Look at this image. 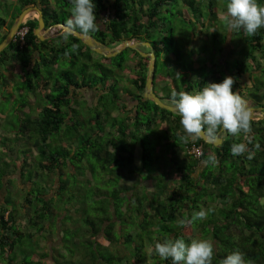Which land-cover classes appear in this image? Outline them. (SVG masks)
Segmentation results:
<instances>
[{
  "label": "trees",
  "instance_id": "1",
  "mask_svg": "<svg viewBox=\"0 0 264 264\" xmlns=\"http://www.w3.org/2000/svg\"><path fill=\"white\" fill-rule=\"evenodd\" d=\"M170 1L93 0L97 21L101 18L107 21L103 30L89 35L110 47L123 39L148 41L150 48L140 44L143 48L139 45V49L151 50L154 54L152 88L156 83L160 87L159 93L153 89L154 92L171 98L173 87L180 84L176 73L180 68L184 72L187 68L182 66L183 63H177L178 54L172 55L158 36L164 23V5ZM174 1H180L192 11L198 8L193 6L194 0ZM14 3H18V10L9 22L0 15V40L12 19L29 5L40 9L44 27L58 22L66 24L71 17V0H15ZM214 3L215 0L206 1L208 19L203 18L198 9L193 11V16L183 13L186 20L193 19L187 36L192 40L208 36L212 49L220 52L218 61H204L211 68L212 82L233 76L236 78L234 90L264 107V96L253 93L264 86V78L254 76L262 72L264 77V64L257 60L264 56V28L252 37H246L242 32V38L233 39L234 33L238 32L229 33L221 19H216ZM260 3L264 4V0ZM53 5L59 8L63 15L61 19L56 18ZM223 8L226 11V4ZM36 25L35 17L26 18L18 25V28L26 26L22 35L19 37L14 33V38L0 50V264H41L36 254L54 259L52 253L47 256V247L55 248L54 244L45 242L41 250L35 248L40 239H49L55 230L52 234L56 235L57 243L64 242L68 238L63 236L61 241L59 232H65L68 225L74 227L69 237L82 243L79 245L82 246L80 261L85 264H143V261L145 264H172L170 259L161 260L151 253L155 243L165 238H183L186 242L193 238L212 240L216 247L213 264H221L235 250L243 252L251 264H264V119H252L253 143L249 145L254 152L252 159L247 154H231V145L240 141L227 133L222 134L218 145L201 138L184 140L181 137L186 134L180 117L142 95L147 56L125 46L112 55L115 59L109 66L101 61L92 62L100 75L94 76L95 83L84 82L83 76L77 79L76 75H71L70 68L78 59L83 66L97 54L74 35L64 41L62 31L38 39L32 32ZM73 43L79 46L77 52H70ZM124 49L130 51L126 56ZM66 52L70 54L66 55ZM232 54L236 59L230 67L227 56ZM59 59L68 61L69 68L57 71L56 78L53 68ZM158 61L165 63L168 74L155 71ZM15 62L19 69L13 74L10 69ZM6 66L11 67L9 71ZM190 67L191 64L189 70ZM80 71L82 73V69ZM182 76L181 84L187 92L191 86L202 85L206 78L189 80ZM123 77H126L127 86L123 84ZM8 80L16 84L18 93L25 90L31 94V99L26 97L22 101L13 95L10 111L7 108L10 98L6 95L11 86ZM160 83L163 84L160 86ZM82 88L92 89L91 101L82 96ZM130 99L133 103L128 105ZM81 108L90 113L81 117ZM119 114H122L121 118ZM142 116L146 119L141 120ZM146 129L148 133L157 131L152 137L160 139L155 144L163 149L162 159L165 165H173L171 183L169 178L163 180L158 174L163 171H158L154 175L148 174L154 177L150 190L143 186V191H133L135 186L139 187L137 182L120 187L118 173L124 167H131L127 169L129 172L145 169L147 161L158 162L152 167H161L160 156L148 152L149 149L155 151L149 146L150 140L148 146L142 141L148 135L143 132ZM257 142L259 150L255 149ZM190 143L200 144L198 158L185 152V146ZM135 147L141 161L139 167L133 164ZM177 148L183 150L181 157L175 152ZM211 155L218 160L215 166L208 162ZM97 163H101L99 165L105 171L101 187L92 181L96 178ZM82 167L88 169L89 177H79L83 173ZM69 176L77 179L70 184ZM69 204H74L76 216ZM209 208L214 211L206 219L178 226L180 219H190L194 212ZM133 211L138 230L124 232L122 223L131 219ZM58 217L59 223H56ZM134 233L136 244L132 240ZM96 235H101L106 243L95 241ZM144 240L148 243L146 247ZM114 241L123 245L133 242L129 246L133 250L128 254L130 258L120 251L111 253L109 248ZM15 245L29 255H23V250L15 255L12 252ZM73 253L79 256L77 248Z\"/></svg>",
  "mask_w": 264,
  "mask_h": 264
},
{
  "label": "clouds",
  "instance_id": "2",
  "mask_svg": "<svg viewBox=\"0 0 264 264\" xmlns=\"http://www.w3.org/2000/svg\"><path fill=\"white\" fill-rule=\"evenodd\" d=\"M71 5V17L66 21L63 29L58 25L60 22L44 28H55L56 31H62L63 40L68 41L69 37L78 33L88 35L99 32L106 27V18L97 21L96 4L93 0H71ZM25 17L26 15L23 21L27 18ZM220 19L229 33L233 31L243 32L244 36L252 37L264 28V4H261L260 0H227L226 11ZM127 40L136 41L133 39ZM140 44H142L141 41ZM139 45H137L138 48ZM78 47L77 44L73 43L70 52H77ZM147 47L150 48V46ZM70 52H66V55ZM176 77L180 80L181 74L176 73ZM235 83L236 78L228 75L220 82L206 83L202 90L194 94L187 91H173L171 93V104L180 117V124L186 134L181 137L182 139L195 140L200 138L202 134H206L212 139L221 135L222 139V134L227 133L240 141L231 145V154L233 156L247 154V157L252 159L254 152L249 148V145L253 143V121L247 101L250 105L255 104L234 90ZM132 103L133 100L130 99L128 105ZM151 128L153 129V125H151ZM191 144L194 143L185 146V152L193 158H198L200 154L193 156L186 150V147ZM194 145L200 146V144ZM255 149H260L258 142L255 144ZM175 152H178V157L183 155L181 148H177ZM208 162L215 166L218 160L214 155H211L208 157ZM212 211H214L212 208L201 209L194 212L190 219L185 217L180 219L177 224L183 226L198 220H204ZM151 253L158 255L161 260L170 259L172 264H213L216 247L212 240L205 238H193L190 242H186L183 238H165L162 242L155 243ZM221 264H251V262L245 259L243 252L235 250L228 254L221 261Z\"/></svg>",
  "mask_w": 264,
  "mask_h": 264
},
{
  "label": "rangeland",
  "instance_id": "3",
  "mask_svg": "<svg viewBox=\"0 0 264 264\" xmlns=\"http://www.w3.org/2000/svg\"><path fill=\"white\" fill-rule=\"evenodd\" d=\"M206 1L207 0H201V1L194 0L193 6L198 7V8L193 9V11H196L197 9L201 10V12L203 14V18L208 19L209 13L207 14V11H206ZM225 4H226V2H224V0H215L214 9H216V19L219 20L220 17L224 14L225 10L223 7L225 6ZM165 6H166V10H165V12L163 11V13H162V18L164 21L163 26L161 28L162 31L158 32L159 33L158 36L162 42V45L167 46L169 49V52H171L172 55L178 54L177 63H179V64L183 63L182 66H185V68H187L186 71L184 72L185 77H188L192 80L193 79L192 77L195 76L194 79L196 80L197 78L201 79L204 76H206V78H204V81H207V82L213 81V78L210 76V73L212 72L211 68H209L208 63L205 64L204 61H206V62L210 61V60L218 61V58H219L218 54L220 52H217V51L212 49L213 45H212L211 40L208 38V36L206 39H204V38L196 39L195 38L194 40L190 39L189 35L187 36L189 31L191 30V25L193 23V19H192V21L186 20L183 13H187V14H190V16H193V11L189 7H186L185 5L181 4L180 1H178V3H176V1H174V0L167 2L164 5V8H165ZM53 7H55V6L53 5ZM17 10H18V3H14L12 0H0V15L5 17L7 22H9L12 14L15 13ZM55 11H56V18L61 19L63 15L59 11V8L55 7ZM36 14L37 13L32 11L31 13L27 14L26 17L30 16V15L35 17ZM64 18L66 19V14H64ZM13 19H12V21H13ZM169 26H171V28H169ZM55 32H56L55 28H47L43 31V35L45 34L47 36H50V35L54 36L53 34ZM241 33L242 32L234 33L233 36H235V37L233 39H237L238 37L242 38ZM169 36L171 38L170 42H168ZM219 37H221V35H219ZM140 48H143V47L141 46ZM145 48H147V46H145ZM127 50L128 49L123 50V53L125 56H126V54L130 53V51H127ZM92 53L97 54V55L93 54L92 61L85 62V64L83 66H81L82 64L79 63L80 59H78L76 61V63L70 68V71H69L70 74L73 76L76 75L77 79H79L83 76L84 82H88V81L90 82L91 81V83H95L94 76L97 78L100 75V73H99L100 71L98 69L94 68V65L92 64V62L101 61L100 63H102L106 66H109L108 64H110L115 59V57L104 56V55H101L99 53H96L95 51H93ZM190 53L192 55H190ZM172 55L170 53H168L169 58H172ZM63 59H65V58H63ZM63 59H59L56 62L55 66L53 68V75H54L53 77L58 78L57 71H59L61 69L69 68L68 61H64ZM227 59L230 63L229 64L230 67H232L235 64V59H236L235 54L228 55ZM190 64H191V67H190L191 70L188 69ZM164 65H165V63L163 61H162V63L160 61H158L156 64L155 71L161 72L162 75H165L167 73V71L165 70L167 67H165ZM216 68H219L218 65L216 66ZM80 69H82V73H80L81 72ZM254 76H256L257 79H259V78L263 79L264 78V77H262V72L254 74ZM125 78L126 77H123L122 81H123L124 86H127L128 82L125 80ZM177 81H178V83L181 84L182 80L178 79ZM8 82L11 86H10V89L7 91L6 95L8 94L9 98H10L9 102H8L9 105L7 107L8 111H10L11 108L9 109V107H10L11 100H13L12 99L13 95L15 97L20 98V101H22L26 97L31 99V94L28 95L27 92H25V90H22L21 93H18L17 89H16V87H17L16 84L11 82L10 80H8ZM159 88L160 87L157 86L156 83H153V89L156 90L158 93H159ZM80 93L88 102L91 101V98L94 94L92 89H88V88L85 89L84 91H80ZM253 93H256L257 95L261 94L264 96V86H260V88H258V90L256 92L254 91ZM263 100H264V98H263ZM252 102H253V100H252ZM82 105L83 104H81V107H84ZM86 113L89 114L90 111L88 109H85V108L80 109L81 117H83ZM121 116H122V114L118 115L119 118H121ZM140 118H141V120L146 119L144 116H142ZM143 132H146L148 135H146V137H144L146 139L142 140V141L144 142L145 146H148V141L150 140L149 146L154 148L155 151L153 152V150L149 149L148 152L152 155L157 154L160 156L159 164L161 167L159 169H157L156 167H152L153 164L158 163V162H152V161H147V163L145 164V166L147 167V168H145L146 170L140 169V170H133V172H129V171L124 170V169H129V168L131 169V167H124V169L120 173H118L119 174L118 181H117L118 186H120V187L129 186V184L131 185V184L137 182V184H139V187L135 186L133 191H137V190L143 191L141 189L143 186L146 188V190H150L153 188V180H151L152 178L148 174L154 175L158 171H162L163 169L166 168L163 172L158 173L163 178V180L169 178V181H170V179H172V175H173L171 172L172 171L171 167L173 168V165L170 166V163H167V165H165L166 162H165V160L162 159L164 157L163 153H162L163 149H162V147L158 148L157 145L155 144V142H158L160 139L159 138L154 139L152 137L153 132H154V135H156L157 131L153 130L152 132L148 133V129H146V130H143ZM141 135H144V133H141ZM134 152H135V155H134L133 164H134V167H139L141 165V161L138 159V156H137V152H138L137 147H135ZM176 154L178 155V152ZM99 164H101V163H97V165L95 167L96 168V172H95L96 178L92 179V181H96L97 187L103 186L102 181L105 177L104 176L105 171L102 170V167H100ZM82 172H83L82 175L79 177H81V178L82 177H89V174H88L89 171L86 167H82ZM43 178H44V175H43ZM75 178L77 179V177H75V176H74V178L72 176H69L68 182L70 184H72L76 180ZM91 183L93 184V182H91ZM169 183H171V181ZM83 191L86 192V189L85 190L83 189ZM85 192L82 194L84 195ZM68 206H69V208H72V212H73L74 216H76L77 212L74 208L75 207L74 204H69ZM25 209H26V207H25ZM134 212L135 211H133L131 213V215H130L131 219H129V221L122 223L121 228H122V230H124V232L125 231L127 232V230L129 232H131V230H134V231L138 230V227H136V221H135L136 220V214L134 215ZM90 213L92 214V212H90ZM59 217L56 219V223H59V219H60ZM21 221H22V218H20L19 224H21ZM77 222H80V220H78ZM73 228L74 227L68 225L65 232H63L61 230L59 232L61 241H63L62 240L63 236H65L68 239H66L64 242H58L57 243L56 235L52 234L56 230H55V227H52V230H55V231L51 232L49 239H48V237L46 239H44L45 241L43 239H40L39 245H37L35 249H36V251L41 250L40 248L42 247V245L45 242L48 244H54L55 248L47 247V256H49V254L52 253V256H54V259L53 258L52 259L42 258L41 256H38V254H36L37 260L41 264H67V262L69 264H85L82 261H80V259H81L80 258L81 257L80 250H82L81 249L82 246H79V245L80 244L82 245V243H79L78 240L69 237ZM134 228H136L137 230H135ZM84 234H86V232H84ZM134 235H135V233L132 235L133 236L132 240H134V244H136L138 242L136 241V238L134 237ZM76 237H77V235H76ZM116 237L118 238V236H116ZM69 238H71V239H69ZM94 240L101 243V244L106 243V240L101 235H96L94 237ZM22 241H27V240L25 238L24 239L22 238ZM63 243H65L66 247H70V248L64 247ZM132 244H133V242H130V241H129L128 245H123L122 242H120V241H114V242H112L113 246H110L109 250L111 251L112 254L116 253L117 251L126 253V256L128 258H130L129 255L132 253L133 250L130 249L129 246L131 247ZM23 245H24V243H23ZM147 245H148V243L146 241L143 242V246L146 247ZM94 246H96V245L94 244ZM57 247H58V249H56ZM78 247H79V249H78ZM28 248H30V247L28 246ZM74 248H77V252H79L78 257H76L75 253L72 254V251L74 250ZM22 250L19 248V246L17 247V245H15L12 249V252L13 253L15 252V255H16V253H20ZM97 250L102 251V249L99 245L97 247ZM147 250H148V248H147ZM104 251H106V250H104ZM22 252H24L23 255L25 254V256H26V254L29 255V252H26L24 250ZM57 253H60L61 256H56ZM55 257H56V259H55ZM146 257H147V255H146ZM143 264H145L144 261H143Z\"/></svg>",
  "mask_w": 264,
  "mask_h": 264
},
{
  "label": "water",
  "instance_id": "4",
  "mask_svg": "<svg viewBox=\"0 0 264 264\" xmlns=\"http://www.w3.org/2000/svg\"><path fill=\"white\" fill-rule=\"evenodd\" d=\"M29 10H33L37 13L35 19L37 21V25L32 29L33 34L38 39H43V31L45 30L43 26V20L40 9L36 5H29L20 10V12L14 17L10 26L8 27L6 33L3 38L0 40V50L12 39L14 32L17 30L18 25L23 21L26 12ZM54 25V24H53ZM62 29L65 24L58 23ZM48 28V27H47ZM81 40L83 44H85L90 50L95 51L104 56H112L119 52L125 46L137 50L140 55L147 56V64H146V74L144 77L143 90L142 95L146 99H150L158 106L169 110L170 112L176 113L174 106L172 104L165 103L162 101L156 93L152 90V77H153V60L154 54L152 51H141L138 49L140 41H128L127 39H123L119 44L110 47L104 45L88 35L76 34L74 35ZM142 44L150 46L148 41H141ZM245 99V98H244ZM246 100V99H245ZM247 101V100H246ZM247 106L251 111L252 119L253 118H263L264 119V107L260 105H250L247 101ZM204 142L211 143L212 145H218L221 142V135L217 136L215 139L208 137L206 134H202L200 137Z\"/></svg>",
  "mask_w": 264,
  "mask_h": 264
},
{
  "label": "crops",
  "instance_id": "5",
  "mask_svg": "<svg viewBox=\"0 0 264 264\" xmlns=\"http://www.w3.org/2000/svg\"><path fill=\"white\" fill-rule=\"evenodd\" d=\"M13 2H15V0H12ZM34 16H32V15H30V16H27V18H33ZM60 31H56L53 35H55V34H57V33H59ZM50 36H52V35H50ZM50 36H47V35H45L44 34V37H50ZM195 39V38H194ZM258 61H259V64H264V56L262 57V58H259L258 57V59H257ZM6 68L8 69V71H9V68H11L10 66H6ZM19 69V65H18V63L17 62H15L14 63V65L12 66V68L10 69V70H12V71H14V73L13 74H15V72L17 71ZM186 71V70H185ZM178 73H180L181 75H185L184 74V70H181V68L179 69V71H178ZM182 77H185V76H182ZM194 77L195 76H193L192 78L194 79ZM186 79H189L190 80V78H188V77H186ZM195 80V79H194ZM214 80H216V79H214ZM212 82V81H211ZM206 83H208L207 81H204V83L201 85V84H199V85H195V86H191V89H190V93H195V92H198V91H200V90H202V88L205 86V84ZM163 83H160L159 85L161 86ZM183 86H184V84L182 85V84H178V85H176V87H173V91H177V92H179V91H184V88H183ZM85 89H83L82 88V91H84ZM155 93V92H154ZM157 94V93H156ZM158 95V97L162 100V101H164L165 103H168V104H171V98L170 97H162V95H159V94H157ZM164 95V94H163ZM129 97V96H128ZM162 97V98H161ZM246 98V97H245ZM247 100H249V101H252V100H250L249 98H246ZM158 127H160L159 125H158ZM151 180H153V185H154V177H152V179Z\"/></svg>",
  "mask_w": 264,
  "mask_h": 264
},
{
  "label": "built area",
  "instance_id": "6",
  "mask_svg": "<svg viewBox=\"0 0 264 264\" xmlns=\"http://www.w3.org/2000/svg\"><path fill=\"white\" fill-rule=\"evenodd\" d=\"M26 27L21 26L16 30V34L19 35V37L22 35V33L25 31ZM186 150L190 152L193 156H198L200 154V146L191 144L186 147Z\"/></svg>",
  "mask_w": 264,
  "mask_h": 264
},
{
  "label": "bare ground",
  "instance_id": "7",
  "mask_svg": "<svg viewBox=\"0 0 264 264\" xmlns=\"http://www.w3.org/2000/svg\"><path fill=\"white\" fill-rule=\"evenodd\" d=\"M32 11H33V10H29V11H27V12H26V15L29 14V13H31ZM34 12H35V11H34ZM35 13H36V12H35ZM36 15H37V14H36Z\"/></svg>",
  "mask_w": 264,
  "mask_h": 264
}]
</instances>
